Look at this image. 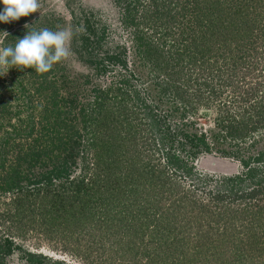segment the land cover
I'll list each match as a JSON object with an SVG mask.
<instances>
[{"label": "rangeland", "instance_id": "374dc122", "mask_svg": "<svg viewBox=\"0 0 264 264\" xmlns=\"http://www.w3.org/2000/svg\"><path fill=\"white\" fill-rule=\"evenodd\" d=\"M39 4L0 47L69 55L0 75V264H264V0Z\"/></svg>", "mask_w": 264, "mask_h": 264}, {"label": "clouds", "instance_id": "9594fccd", "mask_svg": "<svg viewBox=\"0 0 264 264\" xmlns=\"http://www.w3.org/2000/svg\"><path fill=\"white\" fill-rule=\"evenodd\" d=\"M0 3L4 5L0 11V22L5 23L28 16L40 7L39 0H0ZM25 28L29 25L26 24ZM0 33L3 34L0 44H3L9 33ZM70 38L67 30L43 28L28 31L23 38L17 39L14 47H0V75L6 74L11 67L21 71L32 68L38 74L49 72L54 64L68 57Z\"/></svg>", "mask_w": 264, "mask_h": 264}, {"label": "trees", "instance_id": "16d2710c", "mask_svg": "<svg viewBox=\"0 0 264 264\" xmlns=\"http://www.w3.org/2000/svg\"><path fill=\"white\" fill-rule=\"evenodd\" d=\"M199 138H200V139H199ZM203 138H204V137L200 136V137H198V140L203 141ZM30 255H31V254H30Z\"/></svg>", "mask_w": 264, "mask_h": 264}]
</instances>
